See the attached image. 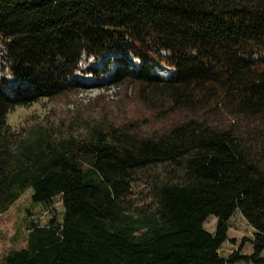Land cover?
<instances>
[{"label": "trees", "instance_id": "trees-1", "mask_svg": "<svg viewBox=\"0 0 264 264\" xmlns=\"http://www.w3.org/2000/svg\"><path fill=\"white\" fill-rule=\"evenodd\" d=\"M0 43L32 86L9 96L0 79V214L28 188L31 205L62 206L45 224L27 209L25 245L0 264L264 263V0H0ZM119 49L139 67L118 66L110 84L179 118L145 129L96 106L7 123L15 106L71 91L82 55ZM236 210L251 253L222 256Z\"/></svg>", "mask_w": 264, "mask_h": 264}, {"label": "rangeland", "instance_id": "rangeland-1", "mask_svg": "<svg viewBox=\"0 0 264 264\" xmlns=\"http://www.w3.org/2000/svg\"><path fill=\"white\" fill-rule=\"evenodd\" d=\"M120 65L136 69L139 67V61L127 54L125 49H119L114 54L106 53L98 59H88L85 54L82 55L77 70L67 78V84L71 87V91L52 98L37 96L27 105H17L7 114V123L12 128L20 130L30 126L36 120L60 121L71 108L79 107L87 110L96 106L104 107L110 113L115 114L118 120L133 121L145 129H159L179 118V113L168 115L165 112L162 114L166 117L160 119L153 110V107L157 105L156 102L153 107H146L137 98L133 88H127L125 85L119 87L111 85V79ZM164 68L171 69L167 66L153 65L152 73L158 75L159 70ZM173 73L174 71L170 72L171 76ZM0 79L9 88L4 89L9 96L12 94L10 90L26 94L32 88L26 81L10 74L1 43ZM161 103L164 104V102ZM142 191V185L134 184L132 186L130 197L133 203L140 202ZM30 193L31 190L26 189L5 212L0 214V258L9 250L19 249L25 245L29 220L27 209L31 213L30 218L41 224H45L52 215L57 220L61 219L62 206L59 198L55 199L51 208H43L40 205H31ZM214 225L215 218L213 216L208 217L204 223V227L210 232L213 231ZM252 236L253 228L236 210L229 219L228 241L222 244L220 255L226 256L239 246H241L242 253L250 254L249 239ZM236 264L252 263L240 262Z\"/></svg>", "mask_w": 264, "mask_h": 264}, {"label": "bare ground", "instance_id": "bare-ground-1", "mask_svg": "<svg viewBox=\"0 0 264 264\" xmlns=\"http://www.w3.org/2000/svg\"><path fill=\"white\" fill-rule=\"evenodd\" d=\"M171 69H167L164 68L162 70H159L158 74L160 75L161 78L165 79V78H169V76H171L170 71Z\"/></svg>", "mask_w": 264, "mask_h": 264}]
</instances>
